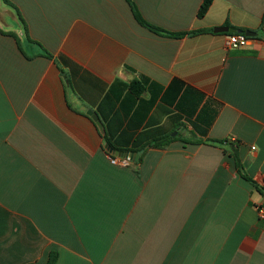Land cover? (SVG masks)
Segmentation results:
<instances>
[{
  "label": "crops",
  "instance_id": "crops-1",
  "mask_svg": "<svg viewBox=\"0 0 264 264\" xmlns=\"http://www.w3.org/2000/svg\"><path fill=\"white\" fill-rule=\"evenodd\" d=\"M132 1L162 33L127 0H2L0 264H264V198L194 143L264 186V0ZM106 132L172 140L124 168Z\"/></svg>",
  "mask_w": 264,
  "mask_h": 264
},
{
  "label": "trees",
  "instance_id": "trees-1",
  "mask_svg": "<svg viewBox=\"0 0 264 264\" xmlns=\"http://www.w3.org/2000/svg\"><path fill=\"white\" fill-rule=\"evenodd\" d=\"M5 4L7 5H10V6H13L15 7L11 2L10 0H3ZM127 2L129 3L131 9H132V12L136 18V20L143 26L149 28L150 30L156 32V33H162V31H160L159 29H157L156 27H153L151 26L150 24H148L141 16V14L139 13L136 5L133 3L132 0H127ZM212 2L213 0H205L204 3L202 4L201 8H200V11H199V17L200 18H203L207 12L209 11L211 5H212ZM16 8V7H15ZM264 21V19H263ZM1 33L3 34H9L13 37H15L17 40V36L13 33H5L3 31L0 30ZM164 32V31H163ZM18 45L19 44V40H18ZM46 52V56L47 57H50V54ZM130 90L137 96H140L144 90H145V87H144V84L139 81V80H134L131 82L130 84ZM104 138H105V141H106V144H109L112 148H116L115 147V144L113 142V135H110L109 133H105L104 134ZM171 138L166 140L165 142L162 141V140H158V139H150L149 141H147V143H143V144H137L135 145L134 147L132 148H124L123 150L125 151H130V152H138L142 149H147L149 147H158V148H163V147H166L170 142H171ZM194 143L196 144H200V143H206V144H211V145H215V146H220L222 148H224V151L225 152H228L229 150L231 151L232 153V156L235 160V165H236V169H237V172L240 174V176L248 181L252 186H254V188L262 195V197L264 198V186H261L259 185L254 179H252L245 171L244 169V166L240 160V157H239V154H238V150L236 147L234 146H230V148H227L226 144H228L227 142L225 141H217V140H211V139H208L206 141H195ZM141 161V159H140ZM140 161L137 163L139 164ZM263 210H264V203L263 205H261V207ZM58 257H59V254L57 252H51L50 255H49V260L47 262V264H56L57 261H58Z\"/></svg>",
  "mask_w": 264,
  "mask_h": 264
},
{
  "label": "water",
  "instance_id": "water-1",
  "mask_svg": "<svg viewBox=\"0 0 264 264\" xmlns=\"http://www.w3.org/2000/svg\"><path fill=\"white\" fill-rule=\"evenodd\" d=\"M214 33H217V34H236V33L237 34H245L249 38H253V37L257 36V33L252 32V31L244 32V31L232 29L229 27L215 28ZM87 115L89 117H91V119L97 124L99 129L103 132L104 131L103 125H102V122L100 121L98 115L96 113H94L93 111H88ZM106 150L112 156L128 158V159L132 160L134 163H138L140 158L144 154V150H141L137 153L117 151V150L113 149L109 144L106 145Z\"/></svg>",
  "mask_w": 264,
  "mask_h": 264
},
{
  "label": "built area",
  "instance_id": "built-area-1",
  "mask_svg": "<svg viewBox=\"0 0 264 264\" xmlns=\"http://www.w3.org/2000/svg\"><path fill=\"white\" fill-rule=\"evenodd\" d=\"M250 38L247 37L245 34H228L225 47L228 51H238L245 47H247ZM111 163L118 167L128 168L131 167L134 162L128 158L124 157H116L110 155ZM262 217L264 218V210L259 208Z\"/></svg>",
  "mask_w": 264,
  "mask_h": 264
},
{
  "label": "rangeland",
  "instance_id": "rangeland-1",
  "mask_svg": "<svg viewBox=\"0 0 264 264\" xmlns=\"http://www.w3.org/2000/svg\"><path fill=\"white\" fill-rule=\"evenodd\" d=\"M2 0H0V4H1Z\"/></svg>",
  "mask_w": 264,
  "mask_h": 264
}]
</instances>
